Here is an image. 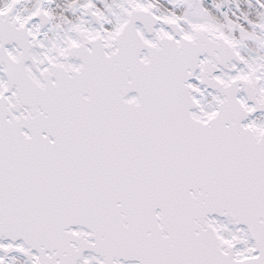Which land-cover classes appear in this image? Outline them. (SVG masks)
Returning a JSON list of instances; mask_svg holds the SVG:
<instances>
[{"label":"snow or ice","instance_id":"snow-or-ice-1","mask_svg":"<svg viewBox=\"0 0 264 264\" xmlns=\"http://www.w3.org/2000/svg\"><path fill=\"white\" fill-rule=\"evenodd\" d=\"M0 264H264V0H0Z\"/></svg>","mask_w":264,"mask_h":264}]
</instances>
